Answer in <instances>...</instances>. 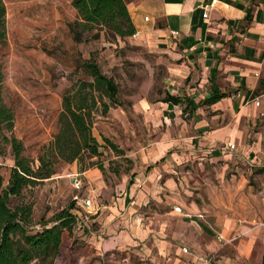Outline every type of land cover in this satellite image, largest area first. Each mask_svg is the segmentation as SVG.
I'll use <instances>...</instances> for the list:
<instances>
[{
	"label": "rangeland",
	"instance_id": "rangeland-1",
	"mask_svg": "<svg viewBox=\"0 0 264 264\" xmlns=\"http://www.w3.org/2000/svg\"><path fill=\"white\" fill-rule=\"evenodd\" d=\"M70 1L2 0L5 6V36L0 40L2 100L13 111L12 130L23 142V155L37 162L42 149L58 130L63 95L72 96L79 80L89 79L81 67L83 60L92 58L114 80L118 102L109 106L106 113L101 112L100 101L91 107V131L103 147L101 155L90 160L102 163L105 172L97 165L84 170L100 172L105 186L96 198L101 200H106L107 195L117 198L124 194L123 185L132 180L126 209L131 207L132 199H137L133 216L147 233L144 242L151 254L140 256L125 251L103 257L95 255L86 238L96 231L94 216L90 215V230L86 231L77 222L73 237L64 240L60 256L52 264H163L159 244L174 254L183 244L189 245L187 241L195 244L194 248L211 242L215 234L204 231L203 218L183 210L184 205L197 201L196 162L193 159L172 161L167 164L165 176L151 180L144 172L145 165L158 158L163 139L170 133H178L169 113L165 112L168 102L164 100L167 94H177L176 90L186 83L179 81L180 60L141 35L112 37L101 31L98 38L74 41L69 24L77 14ZM168 150L161 154L167 157L173 153ZM71 163L59 161L50 177L53 179H45L23 191L24 200L32 203V221L36 228L71 203L73 214L84 212L80 204L87 195L86 179L77 176L78 188L74 180L72 185L65 181L55 183L65 178L60 176L66 174ZM13 165L10 148L0 143L3 186ZM139 166L142 172L137 175L135 170ZM175 206H180V211ZM227 246L206 256L195 255L209 258L211 264H260L257 254L246 262L235 259L236 243ZM221 252L226 254L224 259L220 257Z\"/></svg>",
	"mask_w": 264,
	"mask_h": 264
},
{
	"label": "crops",
	"instance_id": "crops-1",
	"mask_svg": "<svg viewBox=\"0 0 264 264\" xmlns=\"http://www.w3.org/2000/svg\"><path fill=\"white\" fill-rule=\"evenodd\" d=\"M137 32L180 62L179 81L186 82L165 109L178 133L163 139L159 156L146 164L153 179L165 176L167 164L193 159L196 202L184 212L199 214L204 231L214 240L197 246L187 241L179 252L159 244L163 264H202L196 253L206 256L236 243L234 258L244 262L264 251V0H125ZM206 14V16H204ZM222 97L204 102L212 94ZM258 102V104H256ZM169 111V112H168ZM168 120V119H167ZM234 144V148H230ZM172 150L165 156L163 151ZM166 151V152H167ZM190 153V154H187ZM161 160L162 163L157 164ZM137 175L141 167H136ZM76 176V177H75ZM77 176L86 179L90 205L81 206L96 231L86 237L95 255L149 256L147 233L133 216L137 199L126 209L132 180L124 194L96 198L105 182L95 169L81 170L74 161L60 177L68 184ZM48 178L49 179H53ZM167 178V177H165ZM72 185V184H71ZM95 198V199H94ZM104 199V198H103ZM101 202V203H100ZM179 207L180 206H175ZM80 211L77 212L79 214ZM188 215V214H183ZM186 247L192 255H184ZM128 253V254H129ZM220 257L224 259L226 254Z\"/></svg>",
	"mask_w": 264,
	"mask_h": 264
},
{
	"label": "trees",
	"instance_id": "trees-1",
	"mask_svg": "<svg viewBox=\"0 0 264 264\" xmlns=\"http://www.w3.org/2000/svg\"><path fill=\"white\" fill-rule=\"evenodd\" d=\"M70 4L77 14L69 24L76 42L98 38L101 31L112 37L131 36L136 31L125 0H71ZM4 17L5 6L0 0V40L5 36ZM81 67L89 79L79 80L72 96L63 95L58 130L42 149L37 162L23 155V142L13 133L14 114L2 100L4 77L0 70V143L10 148L14 161L6 186L0 173V264H52L60 256L64 240L73 237L77 224V215L72 212L74 204L54 213L48 222L36 228L32 221V203L23 196L27 187L50 178L59 161H76L83 170L97 165L105 172L102 163L90 160L100 156L103 147L91 131V107L100 101L101 112L106 113L109 106L118 102V87L92 58L83 60ZM222 95L212 94L204 102L212 103ZM164 101L179 104L181 99L167 94ZM103 139L115 147L107 138ZM260 264H264V251Z\"/></svg>",
	"mask_w": 264,
	"mask_h": 264
},
{
	"label": "built area",
	"instance_id": "built-area-1",
	"mask_svg": "<svg viewBox=\"0 0 264 264\" xmlns=\"http://www.w3.org/2000/svg\"><path fill=\"white\" fill-rule=\"evenodd\" d=\"M204 16H206V14H204ZM136 34H137V32L135 31L132 34V36L135 37ZM256 104H258V102H256ZM230 148H234V144H230ZM79 184H80V180L76 179L75 183H74V186L76 188H78ZM89 205H90V200H89V198H87V199L84 200V206H89ZM176 210L180 211V208L176 207ZM87 219H88V216H87V214L85 212L82 213L80 211V213L77 214V222L79 224H83L85 226ZM181 253L184 254V255H192V252L186 247H182L181 248ZM197 259H199L202 262V264H211V260L209 258H200V257H198Z\"/></svg>",
	"mask_w": 264,
	"mask_h": 264
}]
</instances>
